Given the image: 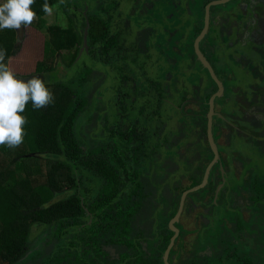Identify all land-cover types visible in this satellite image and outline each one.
<instances>
[{"label":"rangeland","instance_id":"1","mask_svg":"<svg viewBox=\"0 0 264 264\" xmlns=\"http://www.w3.org/2000/svg\"><path fill=\"white\" fill-rule=\"evenodd\" d=\"M155 1L60 0V3L53 7L52 15L40 19L37 17L27 29L15 31L17 50L7 64L18 78H31L37 75L36 64L43 59L50 29L59 27L68 31L72 24L80 28L86 16L95 17L97 21L108 25L110 33L107 37L115 40L116 46L113 44L109 48L98 45L94 47L89 42L88 51L83 52L79 45L71 52H64L60 59L62 64L68 66L78 57L69 72L71 77L67 82L73 80L74 88L86 97L87 105L77 126V136L85 144L87 154L92 157L100 154L108 156L111 147L118 143L115 140H120L128 142L129 154L135 156L138 161V168L132 169L130 165L129 177L122 175V187L117 199L99 215L87 216L81 220H64L46 227H32L31 245L19 264H134V257L135 264H150L151 260L154 264H162L163 252L159 248L165 236L164 231H167L168 223L177 211L174 212V209L179 204L181 191L197 176L198 156L206 149L204 138H199L200 143L197 144L193 138H189L187 128H179V122L188 127L193 126L195 120L194 116L186 115L187 112L180 115L179 105L184 94L193 93L198 100L201 94L209 92L208 89L212 87L209 79L205 78L203 69H193V72L197 73L194 76L201 80L199 86L195 77H189L193 73L191 68H197L198 65V60L191 55L198 28L196 18L204 11L205 3L216 0H165L164 9L158 8ZM233 5L234 2H229L210 9H218L220 15H225L233 13ZM242 8L239 7V11ZM245 11L246 8H243V12ZM238 14L237 11L235 16ZM247 19L248 25H252L249 17ZM257 20L259 18H254V21ZM233 23L232 19L228 22L223 20L222 32L229 29ZM216 32H219L217 36L222 38L220 30ZM237 35L223 36L229 37L232 43H224L222 39L218 42L207 35L200 44L206 61L213 67L224 89L222 96L214 102V114L219 111L218 114L227 118L213 119L216 134L219 126H224L232 113L235 118L233 122L238 124L237 118L240 114L236 111L233 101L243 92L239 86L231 90V93L227 92V86H233L237 76L235 72L230 75L228 70L218 65L213 49L216 46L217 50L227 51L234 45ZM252 36L254 35H250ZM263 44V40L259 38L258 42H250L245 48L247 64L243 65L242 70L252 78L256 76L257 70L262 68L260 59L264 53ZM240 52L238 45L232 47L233 60ZM66 69L64 67L61 74L64 75ZM87 71L88 83L81 87V74ZM65 77L67 78L68 74H65ZM243 82L247 86V81ZM194 84L199 87L196 91H193ZM257 91L260 94L261 90ZM191 98L186 96L188 105L185 110L196 112L197 107ZM221 105L229 111L222 110ZM223 128L228 130V126ZM240 130L242 133L235 132L237 136L233 132L234 129L230 131L232 140L227 131L219 137L221 143H225L227 139L231 140L237 157L240 154L237 150L244 149L251 138H246L249 134L244 127ZM251 134L258 136L256 132ZM227 148H230V145H226L224 149L221 146L220 152ZM261 158H250V164L246 166V163L242 162L243 169L258 179H264V157ZM227 183L232 186V204H240L234 193L236 181L230 176ZM135 184H140L138 192L145 194V197L130 195ZM100 187L99 175L85 173L83 181L78 184V190L73 191L72 196L82 195L86 199V205H89L98 197ZM193 196L194 198L186 199V202L189 201L185 202L188 207L177 223L179 227L186 229L195 223L194 216L200 208H212L208 200H201L202 195L198 191ZM124 217L127 219L124 224L126 233L119 236V231L113 227V220L124 222ZM109 224L113 228L108 227ZM81 226L83 228H80ZM80 236L91 238L89 242L99 241L102 252L94 244L86 249L74 247L73 242ZM116 238L122 243L112 246L110 240ZM179 243L172 251L173 264L177 263L176 258L179 255L184 259L183 264L203 263L195 253L190 259L187 254H179L183 248L181 242ZM192 248L198 249L195 245ZM111 249L112 254L109 251ZM117 251L126 254L121 261L117 255L113 256ZM193 256L200 260H191ZM191 261L194 262L190 263ZM208 264L215 263L209 261Z\"/></svg>","mask_w":264,"mask_h":264},{"label":"trees","instance_id":"2","mask_svg":"<svg viewBox=\"0 0 264 264\" xmlns=\"http://www.w3.org/2000/svg\"><path fill=\"white\" fill-rule=\"evenodd\" d=\"M233 1L236 3L235 5H240L237 0ZM4 2L5 0H0V4ZM44 3L45 0H35L32 5V9L36 12L39 19L47 15L42 11ZM47 3L55 7L60 3V0H47ZM206 4L203 5V9ZM242 4L246 7L245 3ZM218 15V9L215 11L209 10V27L217 21L214 26L216 31L221 29L223 23V20L217 19ZM203 16L204 11L202 12ZM84 20L85 22L80 28H77L76 24H72L68 31H64L59 27L49 30L50 37L45 43L42 61L36 64V73L44 76L46 87L55 97L54 103L46 108L34 110L31 102H29L25 111L21 113L27 120L24 142L14 149L0 145V264H19L25 258L31 245L32 227L36 225H44L46 227L64 220H81L84 217L97 216L102 213L109 204L117 199L118 192L122 187V175L125 177L130 176V165L132 169L138 168L136 157L129 154L128 142L115 140L118 143L111 147L108 156L100 154L92 157L87 154L85 144L77 136V126L84 114L87 101L86 97L74 88L73 80L67 81L71 77L69 72L70 70L72 71V67L78 57L72 60V64L65 66L62 64L60 56L64 52H71L79 45L84 52L83 37L86 28H88V45L90 42V45L94 47L98 45L102 48H109L113 44L116 46L115 40L107 37L110 33L108 25L103 21H97L95 17L91 16H86ZM202 26L203 19L198 30H196L194 39L198 37ZM16 44L15 30H0V49H4L7 52L6 64L17 50ZM192 55L196 58L194 51ZM64 67L67 69L63 75L61 72ZM198 67L200 70L203 69V73L211 82L212 87L209 92L204 94L203 98L200 95L198 100L195 99L193 93L192 95L184 94L183 101L179 105V114L184 115L187 112L186 115L194 116L195 120L193 126L188 127L185 126V123L179 122V128L181 126L187 128L189 138H193L197 143H200L199 138H204L203 141L206 146L204 153L206 156L198 163L197 176L180 194L184 190L200 183L203 172L212 158L205 136L206 113L208 99L216 92V86L199 62ZM198 67L195 70H198ZM193 69L190 71L193 72ZM65 74H68L67 78ZM88 74V71L83 73V75L81 74L82 80L79 81L81 87L87 85ZM196 74L194 72L191 73L189 78L195 77L196 84L199 86L201 80L198 76H194ZM196 84H194L195 90L193 91L199 88L196 87ZM240 84H237L236 88ZM257 90L259 89L242 90L243 94L237 97L236 101H233L238 106L237 108L241 107L239 106L240 104L242 105V110L247 106L248 95L251 93L256 96H253L248 104L252 101V103L257 102L260 106L259 102L264 99ZM186 96L190 98L194 96L191 99L196 105L195 107H197L196 112L191 109L185 110L186 105H188V100L185 99ZM224 110L226 111L225 108ZM218 118L219 120L225 119L222 115ZM239 126L241 125L239 124ZM218 164L210 170L208 182L206 187H204L206 191H209L211 186H214V181L212 182L210 179L219 175L221 170L219 166L221 165L220 163ZM85 173L99 175L101 180L98 197L95 201L90 202L89 205H86V199L82 195L72 196L78 190V184L83 181ZM139 187L140 184H135L133 191L130 193L132 197H145V194L141 195L138 192ZM251 188L258 192L264 191L263 186L252 185ZM177 207L178 204L174 212ZM123 221L113 220V227L117 229L116 231H119V236L126 233L124 224L127 219L124 217ZM108 227L113 228L110 224ZM80 228H83V226ZM89 239L91 238L77 237V240L73 242V246L86 249L89 245L94 244L102 252L100 242L97 240L89 242ZM168 240L164 239L167 242ZM110 243L113 246L114 244L122 243V241L116 238L115 240L111 239ZM166 244L162 243L161 245L165 248ZM109 251L112 254V249ZM115 255L121 261L126 254L117 251L113 254V256ZM224 263L223 258L219 264Z\"/></svg>","mask_w":264,"mask_h":264},{"label":"flooded vegetation","instance_id":"3","mask_svg":"<svg viewBox=\"0 0 264 264\" xmlns=\"http://www.w3.org/2000/svg\"><path fill=\"white\" fill-rule=\"evenodd\" d=\"M160 1L162 2V4L160 3ZM164 1L165 0H156L154 3L155 5L158 6V8L164 9L166 6L164 4ZM245 2H247V5H245L246 11L244 12L245 15L244 22L246 23L248 20L247 18L249 17L250 19L249 21L250 23H253L252 25L254 27H252V25H248V26L244 25V26H240L239 28V26L230 24L229 30L224 31V33H222L221 29H218L220 30L223 36L232 34L231 32H233V35L236 34L238 35L234 45L230 46L227 51L223 52L217 50L216 46L213 49V53L217 56L218 65L228 70L230 75L233 74L234 72L237 73V67L239 69H242L243 65L247 64V60H246L247 56L245 55L246 52L245 48L248 46L250 42L253 41L258 42V39L261 38V40H263L264 43V0H243V1L239 0L240 3L239 7H244V4L242 3ZM241 11L243 12V8ZM256 13L258 14L256 15ZM254 18H259V20L254 21ZM217 35H219V32H216V35H214L213 39H216L218 42H220L221 40ZM250 35H254V36L250 37ZM225 38L226 37H224V39ZM237 45L241 49V52L237 55L236 59L233 60L231 55L232 47ZM192 48L194 50V44ZM262 55L261 56L263 57V61H262V67H263L264 53ZM211 68L213 69L212 66ZM236 76H237V81H234L233 82L234 85L231 86L233 90L237 89L236 85L240 84V81H247L246 87L252 89L254 80L255 82H257L255 83V86L259 84L258 81L264 80V77L262 75L261 77L257 75L254 78L250 77L246 73L243 74V76H239L237 74ZM205 77L207 78V76ZM253 96L256 95H253V93H251L248 102L251 100ZM203 97L204 94H201V98ZM248 102H247V106H245L243 110L241 108L242 107L241 104L239 105L241 106L239 108H237L238 106H236V111L240 114L237 118L238 124H235L233 122V119L235 118H234V113H232V115L228 116L230 118L227 121V123L224 124V126H228V130H224L223 128L224 126H219L217 134H216L215 126H213V119H215L216 117L218 118L219 116H221V114H218L219 111H217L216 114H213L212 135L214 142L217 146L219 160L212 166V168L216 164L220 163L221 166L219 167L221 168V170L219 171V175L217 177H212L210 179L212 180V182L214 181V186H211L209 191L204 190V187H206V185L203 187V189L198 190L199 194L202 195L201 200L202 201L208 200L212 208L211 210H207V209L204 210L200 208V211L196 213L194 216L195 223L190 224L186 229L179 227L177 223L179 222L184 210L187 209L188 207V204H185L186 199H188L189 197L194 198L193 194L196 193L197 191L189 194L186 197L181 216L179 220L175 223V226L179 229V233L173 244L174 247H172L168 256L169 264H173L174 257L172 251L175 250L178 244H180L179 242H181L183 247L180 250L179 254L181 253L187 254V257L190 259L192 254L195 253L198 256V258L203 260V263L198 262L200 259L197 260V258L193 256L191 260L197 261L198 264H208L209 261L212 263L214 262L215 264H219L220 260L222 261L223 258L225 261L224 264H264V206H263L264 191L258 192L251 188L252 185L264 187V179H258L256 177H252L247 170L243 169L244 166L242 164V162L246 163L244 164L245 166L250 164L249 163L250 158L262 159L261 157H264V149L259 148V145L261 144L260 137L264 136V130L262 131V128H264V101L262 100V102H259L260 106L257 104V102L252 103L251 101L250 104H248ZM226 111H229V109H226ZM223 118H227V117L223 116ZM239 124L241 126H239ZM243 127L244 129H246V131L249 134L248 136H246V138H250V137L251 138L248 141L249 145L247 146L245 145L244 149L242 150L240 149L237 150V152L240 153V154L237 153L239 155V157H237L235 156L236 152L233 151L232 149L231 140L233 136H231L232 133H230V131L234 129L233 132L235 136H237L235 132L236 131L241 132L240 129H242ZM225 131L228 132L231 140L227 139L225 143H221L219 137ZM253 132L258 133V136H256L257 138L255 136H252L251 133ZM205 136H206V132H205ZM252 138L253 139L256 138L257 140L253 142ZM226 145L228 146L230 145V148H227L225 151H223L225 153L220 152V147L222 146V149H224ZM205 156H206L205 153L200 154V156H198V161L196 165L200 163L201 160L205 158ZM230 176L232 180L236 181L237 183L236 185H234L236 187L234 188V193L235 195H237L240 203L237 205L232 204L231 201L232 195L230 191H232L231 188L232 186H228L229 183H227L228 178ZM179 204H178V208H179ZM196 207H198V205ZM175 214L171 217L170 221L175 216ZM170 221L168 223L167 231H164L165 233L164 239H169V240L167 242L164 241L163 239L162 243H167L166 247L163 248V246L161 245L159 248V250H162L163 252L162 264H164L165 250L170 244L171 238L174 234L169 227ZM188 236L190 238H188ZM194 245L195 247H198V249L194 250L192 248L194 247ZM257 260L258 263H256ZM194 261H191L190 263ZM176 262L177 263L175 264L184 263V259L181 258V255H179V257L176 258ZM133 263L135 264V257ZM154 263L155 262L151 260L150 264H154Z\"/></svg>","mask_w":264,"mask_h":264},{"label":"clouds","instance_id":"4","mask_svg":"<svg viewBox=\"0 0 264 264\" xmlns=\"http://www.w3.org/2000/svg\"><path fill=\"white\" fill-rule=\"evenodd\" d=\"M34 3L35 0H5L0 4V30L27 29L37 18ZM42 11L49 16L53 13L47 0ZM6 56V50L0 49V145L14 149L24 142L27 120L21 113L28 103L40 110L53 104L55 97L40 77L19 79L5 63Z\"/></svg>","mask_w":264,"mask_h":264},{"label":"water","instance_id":"5","mask_svg":"<svg viewBox=\"0 0 264 264\" xmlns=\"http://www.w3.org/2000/svg\"><path fill=\"white\" fill-rule=\"evenodd\" d=\"M229 2L232 3L234 1L233 0H216V1L209 2L205 5L204 16H203V26H202V29H201L197 39L194 42V52H195L196 58H197L198 62L200 63V65L206 70L210 80L216 86V92L212 96H210V98L208 100V111L206 114V121H207L206 122V139H207V142H208V145L210 147V150L212 152L213 157L210 160L209 164L206 166L200 183L196 186H193L189 189H186L181 195L178 211L175 214V216L172 218V220L170 221L169 227L173 231L174 234L171 238L170 244L168 245L167 249L165 250L164 264H169L168 263V256H169L170 250L172 249L173 244H174V242L178 236V233H179V229L175 226V223L179 220V218L181 216L186 197L191 193H194L198 190L203 189V187L206 185V183L208 181L209 173H210L212 166L219 160L217 146L214 142L213 135H212V117L214 114V101L222 96L223 86H222L221 82L217 79V77H216L213 69L211 68L210 64L206 61L205 57L201 53V51L199 49V44L201 43V41L206 36L208 28H209V10H210V8L219 7V6L225 5ZM237 2H239V0H237ZM235 4L236 3L234 2V5L232 6V7H234L232 9L233 13L232 12L229 14L226 13L225 15L219 14L217 18H218V20L220 19V20H224L226 22H228L229 20L232 19L234 21L233 24L235 26H244L245 25L244 12L239 11V5H235ZM243 8H245V7H243ZM254 10H255V8H254ZM237 11L239 12V14L237 16H235V14H237ZM246 25L248 26V23ZM83 49L85 51H88V28H86L85 33H84V37H83ZM36 76L40 77L41 80L44 82V76L43 75H36ZM19 79L27 80L30 78H19Z\"/></svg>","mask_w":264,"mask_h":264},{"label":"crops","instance_id":"6","mask_svg":"<svg viewBox=\"0 0 264 264\" xmlns=\"http://www.w3.org/2000/svg\"><path fill=\"white\" fill-rule=\"evenodd\" d=\"M160 3L162 4V2L160 1ZM202 19H203V17H202V14H200V17H199V15L197 16V18H196V24H198V27H199V25H200V23L202 22ZM217 23V21L216 22H214V24L213 25H211V27H209L208 28V31H207V34H206V36L207 35H210V36H212V39L214 38V35L216 34V29H215V24ZM197 30H198V28H197ZM227 30H229V29H227ZM227 30H224V31H227ZM224 31L222 32V33H224ZM255 33V32H254ZM199 35V34H198ZM229 35H233V34H229ZM197 39V38H196ZM195 39V40H196ZM222 39H223V42L224 43H232V40H229V37H227V38H225L224 39V37L222 36ZM211 40V39H210ZM194 44V43H193ZM201 44V43H200ZM199 47H200V45H199ZM200 51H202V49L200 48ZM202 53H205L204 51L202 52ZM262 55V54H261ZM263 56V55H262ZM261 56V57H262ZM262 61H263V57H262V59H260V62H261V66H262ZM38 63V62H37ZM233 66H235V65H233ZM194 67H195V63H194ZM263 68V69H262ZM261 69H260V71H258L257 70V72H256V76L258 75V76H260L261 77V75L264 77V62H263V67H262ZM191 69H193V68H191ZM194 69H196V68H194ZM236 73V72H235ZM237 75H239V76H243V74H245V72L243 71V70H241V69H239L238 67H237V73H236ZM255 76V77H256ZM206 78V77H205ZM259 82V84L257 85V86H255V83H257V82H255V80H254V82H253V88L252 89H258L259 88V90H261V92H260V95L261 96H264V80H262V81H258ZM240 85H242V86H239L241 89H240V91L241 90H243V91H247V90H249V89H251V88H245L246 87V85L244 84V82L243 81H241V84ZM228 88H227V92L228 93H231V89H232V87L231 86H227ZM208 88H209V86H208ZM231 88V89H230ZM208 91H210V89H208ZM259 95V94H258ZM248 97H250V94L248 95ZM220 108L222 109V110H224V107H222V105L220 106ZM227 109V108H226ZM257 138V137H256ZM256 138H254V140H253V142H255L257 139ZM260 140H261V144L259 145V148H261V149H264V136H261L260 137ZM220 142H222L221 141V139H220ZM252 142V143H253ZM247 145H249L248 143H247Z\"/></svg>","mask_w":264,"mask_h":264}]
</instances>
